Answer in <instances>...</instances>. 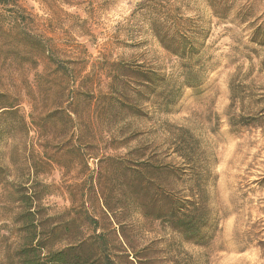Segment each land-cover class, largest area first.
I'll return each instance as SVG.
<instances>
[{
    "label": "rangeland",
    "instance_id": "obj_1",
    "mask_svg": "<svg viewBox=\"0 0 264 264\" xmlns=\"http://www.w3.org/2000/svg\"><path fill=\"white\" fill-rule=\"evenodd\" d=\"M180 17L206 32L187 72L188 62L168 52L153 31L155 23L171 25ZM27 35L48 54L25 59L27 50L19 48ZM262 36L264 0L0 6V106L19 103L18 116L0 114V264L32 231L45 249L72 245L89 264H264V45L256 42ZM116 63L127 68L119 85H108ZM55 65L65 73L56 87L77 97L88 126L79 136L56 132L60 121L43 134L31 123L32 104L47 86L37 75H51ZM137 66L163 74L169 85L157 92L139 85V75L128 70ZM193 73L196 86L185 85ZM100 94H111L116 106L100 104ZM181 136L198 155L199 169L208 171L211 224L201 244L142 212L155 195L153 179L165 187L171 180L154 159L169 162ZM41 156L47 160L34 166ZM142 168L148 170L139 180L132 172ZM143 180L147 190H136Z\"/></svg>",
    "mask_w": 264,
    "mask_h": 264
},
{
    "label": "trees",
    "instance_id": "obj_2",
    "mask_svg": "<svg viewBox=\"0 0 264 264\" xmlns=\"http://www.w3.org/2000/svg\"><path fill=\"white\" fill-rule=\"evenodd\" d=\"M16 0H0V6L9 5ZM192 19L178 18L173 19L171 25L164 23H155L153 25V31L156 34L159 42L162 46L171 54L186 60L188 62L185 66V72L188 68H192L200 47L206 37L204 29H195L192 26ZM22 49L27 50V56L25 59H36V54L39 52L43 54L45 50L43 43L34 36L27 35L26 39L20 41ZM261 45H264V36L260 41H256ZM198 69H194L196 72L201 65H197ZM124 68L119 63L114 64V67L107 73L109 78L108 85H119L120 74H123ZM132 73L139 75L137 82L139 85H152L157 92L161 85H169L167 78L163 74L158 73L152 69L146 70L143 67L137 66L136 68L129 67L128 69ZM65 73L61 72V67L55 65L53 73L47 75V73L38 74L37 78H42L45 82H38V85H47L40 93L41 99L36 100L32 104L31 123L36 130L42 134L47 131V126L50 123L62 122L59 129L56 132H70L74 136H79L81 131H85L88 126L84 123L83 118L80 115L77 105V97H74L72 93L67 92L62 87H56L55 83L62 82L59 80V75L62 76ZM40 80V79H37ZM59 80V81H58ZM195 80H197L196 74H190L185 76L184 83L187 86H196ZM41 83V84H40ZM58 83V84H60ZM62 85V84H60ZM40 87V86H39ZM48 88V89H47ZM112 89H114L112 87ZM53 90L55 92H53ZM52 92V93H51ZM117 92V91H116ZM79 92L77 93V95ZM171 100L176 99L174 90L170 93ZM5 94L0 92V100L4 98ZM98 102L101 104L107 102L109 108L115 107L112 95L100 94L97 96ZM54 98V99H52ZM55 100V101H54ZM104 100V101H103ZM120 103V99H117ZM42 105V103H44ZM67 104L66 106H64ZM114 102V103H113ZM19 103L14 101L7 103V105L0 106V114H12L18 116L17 106ZM99 106V104L97 105ZM97 107L96 109H98ZM21 120L24 119L19 116ZM48 142L41 144L42 154L47 152ZM76 152L80 146L73 145ZM172 153L167 156L170 161L163 163L159 157L154 159L156 167L164 166L166 171L171 177L167 187L159 180V177H155L156 188L155 195L151 201V205H143L142 212L145 215H151L155 219L165 220L169 226L174 230L180 232L188 241L196 244L203 243L207 238V229L211 224V211L206 205V187L203 183V177L208 174V171L204 172L203 169H199L198 155H193L187 148L185 137L181 136L174 142ZM39 157L37 160H33L34 166L40 162L47 160L46 158ZM137 163L144 165L147 163L153 164L150 159H140ZM165 164V165H164ZM132 175H135L139 180L145 178L147 168L133 169ZM148 181L143 180L133 187L136 190L145 192L148 187ZM166 197V205L162 204V197ZM106 206L108 204L106 203ZM149 209L151 212L149 213ZM25 244L19 245L13 254L7 256L6 264H89L87 260L81 261L80 254L74 252L75 247L72 245L63 246L58 249H45V245L40 240L36 239V233L26 232ZM106 264H114L112 260H108Z\"/></svg>",
    "mask_w": 264,
    "mask_h": 264
}]
</instances>
